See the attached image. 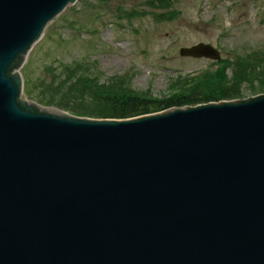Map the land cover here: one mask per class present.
I'll list each match as a JSON object with an SVG mask.
<instances>
[{
    "label": "water",
    "instance_id": "obj_1",
    "mask_svg": "<svg viewBox=\"0 0 264 264\" xmlns=\"http://www.w3.org/2000/svg\"><path fill=\"white\" fill-rule=\"evenodd\" d=\"M75 1L0 0V264H264V93L128 119L39 106L18 69Z\"/></svg>",
    "mask_w": 264,
    "mask_h": 264
},
{
    "label": "rangeland",
    "instance_id": "obj_2",
    "mask_svg": "<svg viewBox=\"0 0 264 264\" xmlns=\"http://www.w3.org/2000/svg\"><path fill=\"white\" fill-rule=\"evenodd\" d=\"M198 42L216 47L221 60L239 56L264 70V0H76L32 47L20 69L23 92L33 98L51 66L59 72L81 63L99 80L123 78L137 93L164 98L187 87L188 73L214 62L179 55ZM257 82L242 83L236 99L264 93Z\"/></svg>",
    "mask_w": 264,
    "mask_h": 264
},
{
    "label": "trees",
    "instance_id": "obj_3",
    "mask_svg": "<svg viewBox=\"0 0 264 264\" xmlns=\"http://www.w3.org/2000/svg\"><path fill=\"white\" fill-rule=\"evenodd\" d=\"M216 64V69L209 67L186 77L187 87L164 98L137 93L123 78L99 80L98 75L85 71L81 63L65 64L59 72L51 66L36 86L38 91L35 94L32 91L30 96L42 105L55 106L74 115L125 119L172 107L233 100L239 98L244 82L249 87H255V81L259 87L264 85V70H260L257 62H246L237 56Z\"/></svg>",
    "mask_w": 264,
    "mask_h": 264
}]
</instances>
